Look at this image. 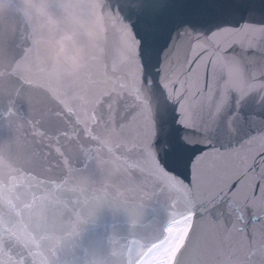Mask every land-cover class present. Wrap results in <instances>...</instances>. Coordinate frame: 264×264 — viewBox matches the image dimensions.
<instances>
[{"label": "snow or ice", "instance_id": "obj_1", "mask_svg": "<svg viewBox=\"0 0 264 264\" xmlns=\"http://www.w3.org/2000/svg\"><path fill=\"white\" fill-rule=\"evenodd\" d=\"M127 27L131 39L124 43L138 59L144 84L163 89L159 78L167 62L170 70L182 65V74L194 77L198 87L181 92L173 83L178 98L167 120L153 119L154 134L133 111L121 112L124 97L115 88L102 91L93 102L92 127L84 130L91 132L86 137L91 143L81 145L86 151L75 163L59 141L61 136L79 139V131L35 132L49 141L40 166L56 171L37 177L41 195L33 193V204H47L45 194L51 192L64 195L74 209L80 203L76 173L101 176L113 186L108 194L126 210L145 223L163 221L148 242L130 234L139 225L129 224L122 232L129 241L125 254L117 259L109 249L104 264H181L182 257L183 264H209L213 257L219 264L221 226L235 227L250 247L249 230L264 226V0H139ZM111 55L115 70L119 54ZM103 66L107 70V63ZM96 126L118 133L119 139L104 144ZM237 160L245 167L232 176ZM98 162L108 166L104 172ZM249 174L256 177L253 187L239 191ZM251 201H259L262 210L251 211ZM20 218L0 202V264H46L36 258L33 241L12 231ZM99 235L92 239L98 241ZM245 259L264 264V247L253 248Z\"/></svg>", "mask_w": 264, "mask_h": 264}, {"label": "water", "instance_id": "obj_2", "mask_svg": "<svg viewBox=\"0 0 264 264\" xmlns=\"http://www.w3.org/2000/svg\"><path fill=\"white\" fill-rule=\"evenodd\" d=\"M138 4L139 0H118L114 2V5L122 9L125 14L112 20L106 27H103L104 24L98 19V27H100L98 29L92 24L85 25V27L67 28L63 35L57 38L55 44L61 51V64L64 66L67 75L71 76L78 71L80 67L87 65V79L93 85L98 86V71L105 72L108 75V83L105 91L115 88V91L124 97L121 105V112L133 111L137 121L145 124L149 133L154 134L155 128L152 125L153 119H155L157 123L161 120H167L171 108L175 105L178 98L177 92L172 90L173 83L180 84L179 91L181 92H183L185 88H190L194 91L198 87V84L194 77H186L182 74V65L176 66L174 69L170 70L167 62L164 66L163 74L159 78L160 82L165 85L163 89L157 90L155 86L150 87L142 82L138 59L135 57L134 51H128L124 43L125 38L131 39V31L127 27V17L130 10L136 9ZM52 5L57 10L64 12L65 8L70 5V1L52 0ZM88 5H90V3ZM5 23L8 27L12 25L10 20H6ZM95 23L97 22L95 21ZM52 48L56 50V47L53 46ZM46 50L49 49L47 48ZM113 52L119 54L115 70H113V59L111 55ZM105 63L108 65L107 70H105L103 66ZM251 70L255 71L256 75L260 74V71L255 70L254 66ZM113 77L116 81L115 84L112 83ZM77 96L83 100L87 107V110L83 112V114L89 118L87 123L78 122L77 124L64 125L60 128L68 130L69 133H74L76 131L80 133V147L74 150L72 156H70L73 158L74 162L77 157L83 158L85 154L86 148H82L81 145L83 144L86 146L91 143V141L86 139L88 135H91V132H86L84 130L92 127L91 110L94 107L93 102L97 98L92 93L86 92L81 94V91L77 93ZM255 102L258 103V101ZM110 133L111 130L106 131L101 126H96L95 128L96 137L100 141L104 139L105 135H109ZM190 138L195 140L194 137ZM104 144H106V140ZM41 145L43 146L44 143ZM39 147L40 145H37L36 142L31 143L32 151L37 150ZM64 151L66 152V149H64ZM248 163H250V160ZM236 166L239 167L240 170H243L245 163L237 160ZM97 167L99 171L104 172L108 166L102 162H98ZM255 179L256 177L252 174H249V176L245 178L244 182L248 186L247 191L251 190ZM112 189L113 186L106 180L99 185L98 196L95 197L92 203V207L94 208L91 210L87 209L86 215L90 218H97L99 223L102 221L104 216L103 211L106 209L109 211L107 212V216L111 215V217L113 215L122 216L123 212H125L128 225H139V227H133L130 230V234H134L136 237L146 242L154 239L156 235H158V229L162 226L163 221L157 220L155 223H145L134 211L126 210L122 204L118 203L108 194ZM200 224L201 222L198 221V226ZM34 227L37 229L35 233L40 234L46 226H44L43 221L39 219L35 221ZM25 228H31V225L28 224ZM220 230L223 235L222 226ZM122 232L123 230H118L116 234L111 233L107 240L105 239L104 241L98 242V262L94 261L93 258L85 261L104 264V259L109 249L116 253L117 259L122 258L125 254L126 245L129 242L127 237L122 236ZM104 237H106V235ZM84 242V240H80V242L78 241V245L80 243V246H83ZM112 244H116V246ZM101 245H103V251H100ZM239 247V243H229L224 247L219 264H225L224 261L229 260V255L233 257L234 251ZM191 248L192 245L190 243L189 248L185 251V256L190 254ZM67 251V247L63 245H54L52 252L55 253V255L48 256L46 264H51L54 260H58V264L70 263L69 259L65 257L61 258V255L65 254ZM183 259L184 257L181 258V264H183ZM213 261L214 257L210 258L209 264H213Z\"/></svg>", "mask_w": 264, "mask_h": 264}]
</instances>
